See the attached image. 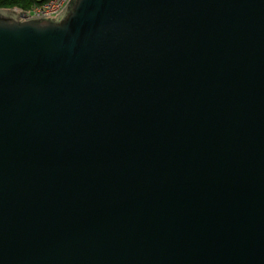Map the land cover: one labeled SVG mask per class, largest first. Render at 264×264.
<instances>
[{
    "label": "water",
    "instance_id": "1",
    "mask_svg": "<svg viewBox=\"0 0 264 264\" xmlns=\"http://www.w3.org/2000/svg\"><path fill=\"white\" fill-rule=\"evenodd\" d=\"M0 264H264V0L1 8Z\"/></svg>",
    "mask_w": 264,
    "mask_h": 264
},
{
    "label": "built area",
    "instance_id": "2",
    "mask_svg": "<svg viewBox=\"0 0 264 264\" xmlns=\"http://www.w3.org/2000/svg\"><path fill=\"white\" fill-rule=\"evenodd\" d=\"M68 0H48L41 4L31 5L24 10L13 8L18 12H23L29 18L55 17L64 8Z\"/></svg>",
    "mask_w": 264,
    "mask_h": 264
},
{
    "label": "trees",
    "instance_id": "3",
    "mask_svg": "<svg viewBox=\"0 0 264 264\" xmlns=\"http://www.w3.org/2000/svg\"><path fill=\"white\" fill-rule=\"evenodd\" d=\"M48 0H0V9H21L24 10L30 5L44 3Z\"/></svg>",
    "mask_w": 264,
    "mask_h": 264
},
{
    "label": "rangeland",
    "instance_id": "4",
    "mask_svg": "<svg viewBox=\"0 0 264 264\" xmlns=\"http://www.w3.org/2000/svg\"><path fill=\"white\" fill-rule=\"evenodd\" d=\"M31 6V5H30Z\"/></svg>",
    "mask_w": 264,
    "mask_h": 264
}]
</instances>
